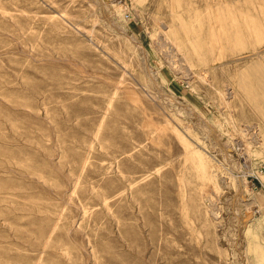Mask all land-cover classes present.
I'll return each instance as SVG.
<instances>
[{"label":"rangeland","instance_id":"374dc122","mask_svg":"<svg viewBox=\"0 0 264 264\" xmlns=\"http://www.w3.org/2000/svg\"><path fill=\"white\" fill-rule=\"evenodd\" d=\"M250 1L0 0V264H264Z\"/></svg>","mask_w":264,"mask_h":264},{"label":"bare ground","instance_id":"6f19581e","mask_svg":"<svg viewBox=\"0 0 264 264\" xmlns=\"http://www.w3.org/2000/svg\"><path fill=\"white\" fill-rule=\"evenodd\" d=\"M177 2V1H176ZM246 7L244 10V21H243V26L240 28L239 26L236 27L235 30V35L233 37L232 40V44L234 45V47H240L242 48V51H244V53H247L248 55H252L255 57H260V48L264 47V10H262L261 12L258 11V2H253L250 1L249 3H246ZM172 6V5H171ZM180 6V5H179ZM226 12H227V8H226ZM169 13V12H168ZM210 16V15H209ZM174 18V17H173ZM209 18V17H208ZM211 19V18H210ZM171 23V22H170ZM172 24V23H171ZM166 26V25H165ZM177 26V24H176ZM173 26H171L172 28ZM188 27V25H187ZM186 27V28H187ZM169 28V27H168ZM195 28V27H193ZM163 29V28H162ZM174 28H172L173 30ZM167 30V29H166ZM171 30V29H170ZM194 31V29H193ZM198 32V31H197ZM199 34V33H198ZM193 37V36H192ZM199 38V36H198ZM181 38L177 39L175 38L174 42H176L177 48L181 47L184 48L185 50V44L184 42H182L180 40ZM195 40V39H194ZM190 42V41H189ZM190 44H193L190 42ZM197 44V43H196ZM197 47V46H196ZM171 49V48H170ZM264 49V48H263ZM191 58L193 56H195L194 51L195 49L193 48H187L186 49ZM198 51V50H197ZM209 51V50H208ZM167 52V51H166ZM199 52V51H198ZM180 54V53H179ZM186 54H188L186 52ZM201 54V52L199 53ZM175 55V54H174ZM262 56V54H261ZM172 57V56H171ZM181 57H183L181 55ZM239 57V56H237ZM189 58V57H188ZM259 59V58H258ZM171 60V59H170ZM195 60V59H194ZM197 60V59H196ZM183 61V60H182ZM179 62V61H178ZM188 62V61H186ZM170 63V62H169ZM191 64V63H190ZM180 65V64H179ZM171 66V65H170ZM189 66V65H187ZM216 67V66H215ZM186 68V67H185ZM248 91V97L251 99H255V100H261L259 102V104H255L256 107L259 110H264V85H262L259 90H254L252 87L250 88V86L247 88ZM259 142H264V135H263V139L258 140ZM262 144V143H260ZM263 145V144H262ZM263 147V146H262ZM195 154H197L199 156V158L201 159V155L198 151H194ZM260 152V151H259ZM204 160V159H203ZM202 163V162H201ZM202 173L206 176H210L211 172L210 171V167L205 168L204 166L201 168ZM261 259L259 258V261Z\"/></svg>","mask_w":264,"mask_h":264},{"label":"built area","instance_id":"2783aa9c","mask_svg":"<svg viewBox=\"0 0 264 264\" xmlns=\"http://www.w3.org/2000/svg\"><path fill=\"white\" fill-rule=\"evenodd\" d=\"M124 17L129 19V14H125ZM242 166L248 174V184L252 190L261 189L264 191V182L260 179L264 176V163L256 161L253 157H243Z\"/></svg>","mask_w":264,"mask_h":264}]
</instances>
